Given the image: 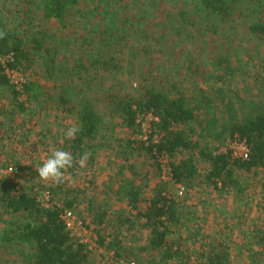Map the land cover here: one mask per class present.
Returning a JSON list of instances; mask_svg holds the SVG:
<instances>
[{"label": "rangeland", "instance_id": "374dc122", "mask_svg": "<svg viewBox=\"0 0 264 264\" xmlns=\"http://www.w3.org/2000/svg\"><path fill=\"white\" fill-rule=\"evenodd\" d=\"M137 3L140 9L145 8V11L133 9L134 18L130 22L137 21L138 24V20L135 21L137 15L145 16L147 12L148 20H145L141 27L147 29L148 37L142 41L146 43L143 48L139 44L132 51L133 65L128 64L126 60L125 63L129 66L125 65L122 71L112 70L104 73L101 68L90 70L89 64H86L89 70L86 66L84 69L78 67L79 62L84 59L82 49L86 46L92 47L93 44L98 46L97 38L92 40L89 35L87 40L84 33L85 27L88 26L89 31L92 29L89 21L80 22L79 16L75 20L67 19L65 21L71 25L62 31H58L53 23L48 25V29L58 33L55 41L59 42L60 53L55 56V66L49 67L47 61L54 51H46L45 56L35 51L36 63L32 68L23 71L18 77H11L14 84L25 81L39 82L42 85V103L28 101L27 110L21 111L16 107V102L10 103L9 89L0 87L1 177L13 179L20 188L31 193L59 186L41 180L35 169L42 166L53 151L68 150L63 147V143L68 141L67 147H70L74 139H67L65 132L71 126H79V112L86 106L93 109L94 105V111H103L102 115L110 111L108 94L114 92L117 85L124 81L125 92H136L148 80L157 85L162 82L163 89L186 94L196 107L198 117V121L192 123L194 132H191L190 136L194 141L200 142V147L210 142L216 152L232 150L231 137L224 131H227L233 122L264 113V44L247 31L251 24L259 21L264 23V4L257 6L240 2L238 17L219 23L199 13L195 0H137ZM2 5L0 0V8ZM24 10L21 8L20 13H24ZM10 19L13 20L12 16ZM96 19L94 18L95 21ZM15 23L22 29L25 28L24 20L18 19ZM34 23H40L39 19H35ZM134 34L132 40H136L139 35ZM132 55L136 57L133 58ZM84 61L86 62V58ZM130 69H133L134 73L131 74ZM173 87L175 88L172 90ZM204 94L215 105L212 114L198 105H204V100L201 99ZM62 95L67 102L60 99ZM98 98L105 101L106 104H102L104 107L98 104ZM22 100L26 101L27 98ZM5 121L7 125L2 127L1 123ZM207 122L210 125L215 123V126L204 140L203 137L207 134L199 137V133L201 126H208ZM103 126L106 127H103V130L108 131L106 136L101 133L96 139V145L100 139L102 142L93 149L96 157L95 168L91 169V165L80 168L77 164L67 170L65 183L62 185H65L66 191H72V198H77L74 207L77 212L82 213L91 201L95 205L108 202L110 206L107 207V218L112 219L115 224L118 221L116 218L122 217L121 221H124V217H133L136 212L113 192L107 193L108 199L104 198L105 193L109 191L107 184L111 180L102 172L106 170L102 168L106 165L102 166L101 161L110 167L105 159L109 153L115 163L113 167H124V173L129 179L135 177L134 169L135 172H140L144 181L140 206L147 204L146 199L151 197L152 188L164 180L151 159L142 156L138 150L131 152L132 148L125 149L127 142L148 139L150 133H147V136L144 134L146 138H143L141 131L122 127L118 118L108 116H103ZM148 126L144 132H148ZM220 134H223V137L218 136ZM238 151L243 150L238 147ZM116 152L122 154L117 156ZM83 153L82 150L78 152L81 155ZM189 156L194 157L201 173L195 186L189 189L185 187L186 191L180 195L183 186L174 183L167 185L168 190L173 192L184 221L181 227L175 228L174 239L182 243L185 254L193 264H204L200 260L207 258L212 245L218 247L220 244L228 247L231 253L230 264H264V244L258 242V232H261L264 223V168L248 172L239 171L238 187L228 193L212 192L210 185L203 179L208 164L200 159L197 150L180 153L178 158ZM10 168L14 169L15 173L9 172L10 174L6 175L4 171ZM137 181L142 183L140 179ZM114 183L116 184L115 180ZM19 216L13 217L12 221H23L24 217ZM7 218V215L0 216V229L8 226L5 223ZM109 226L108 242L113 241L116 235L122 234V246L127 250H134L130 253L136 256H129L130 263H159V253L140 250L145 245V240L139 228L128 232L125 231L127 225L119 231L114 226L111 227V224ZM90 231L87 230L83 236L96 245L95 237ZM194 232L197 234L196 242H192ZM19 256L20 252L16 246L2 243L0 237V264H23L24 260H20ZM111 262L112 259L102 246H98V251L89 256V264Z\"/></svg>", "mask_w": 264, "mask_h": 264}, {"label": "trees", "instance_id": "16d2710c", "mask_svg": "<svg viewBox=\"0 0 264 264\" xmlns=\"http://www.w3.org/2000/svg\"><path fill=\"white\" fill-rule=\"evenodd\" d=\"M2 2L0 30L5 31L7 37L0 40V57L8 59L6 66L9 70H16L21 74L36 63L35 51L41 56L47 55L46 51L48 50L49 52L54 51L53 56L49 57L47 61L49 67L55 66L53 64L56 62L55 56L60 53V49L58 48V40L55 41L58 33L48 29V25L52 23L55 24L54 26L58 31H62L63 28L71 25L66 22L67 19L75 20L79 16L80 22L89 21L92 29L89 31L87 26L84 33L87 40L89 35L92 40L97 38L98 46L93 44L92 47L86 46L82 49L86 62L83 59L79 62L78 67L84 69L86 64H89L90 70L101 68L104 73L112 70L122 71L126 66H129L126 65V60L128 64L133 65V61H131L132 51L139 44L143 48L146 43L142 41L144 38L146 39V36L148 37L147 29L141 27V24L148 20L147 12L145 16L137 15L135 21L138 20V24L137 21L130 22L134 18L133 9L141 10L137 0H2ZM240 2L257 6L264 4V0H195L199 13L207 19L219 23L238 17V9L241 8ZM21 8L25 9L24 13H20ZM141 11H145V8H142ZM10 16L13 20L10 19ZM14 16L17 18L15 19ZM94 18H97V21ZM18 19L26 22L25 28L22 29L20 25L15 23ZM35 19L37 21L39 19L40 23H34ZM247 31L264 44V23L259 21L251 24L247 27ZM134 33H139L136 40H132ZM153 61L155 62L154 59ZM86 69L89 70L87 66ZM129 72L132 74L134 70L130 69ZM124 83L125 81L117 85L115 91L108 94V108L110 107L111 110L107 113L102 115L103 111L101 113L95 112L94 105L93 109L86 106L79 112L78 127L81 130L77 133L70 147H67L68 141L63 143V147L65 146L75 158H80L79 151L93 152V149L101 144V139L97 145L95 142L100 135L106 136L105 133L108 131V129L103 130L105 127L103 126V116L118 118L122 127L136 129L142 134L143 129L137 123V119L141 114L152 112L158 120L152 121L148 139L131 140V143L127 142L125 149L132 148L131 152L138 150L142 156L154 162L159 172H161V162L166 160L171 169L174 184L183 186L184 191H186L185 187L189 189L195 186L194 184L201 176L193 156L178 158L180 153L185 151L197 150L200 159L208 164L203 179L210 185L212 192L225 191L228 193L238 187L239 171L248 172L256 168H264V113L246 117L242 121H235L227 131H224L229 133L230 140L240 139L246 142L249 148V156L243 159L236 157L231 149L216 152L212 149L210 142H206L200 147V142L193 140L190 135L191 132H194L193 127H191L192 123L198 121L196 107L183 92L175 91L174 93L163 89L162 82L157 85L154 81L149 82L148 80L136 92H125ZM0 87L9 89L11 92L10 103L16 102V107H19L21 111L27 110L28 101L42 103L44 100L42 99V85L39 82L25 81L21 90L17 89L16 85L11 82L5 65L1 63ZM21 97H25L27 100L24 101ZM60 99L64 101L65 96L62 95ZM201 99L204 100V105L201 103L198 105L201 108L203 106L207 113L212 114L215 105L209 101V97L205 94ZM65 101L67 102V100ZM104 102L98 98V104H106ZM102 106L104 107V105ZM6 125V121L1 123L2 127ZM204 126L200 128L199 137L207 134L203 137L206 140L215 123L212 125L209 123L207 127ZM223 134L218 136L223 137ZM121 147L119 146V148ZM110 154L105 159L113 166L115 163L110 158ZM116 154L120 156L122 153L116 152ZM95 163L96 157L95 152H93L90 154L87 166L91 165V169L95 168ZM105 164L104 161H101L102 166ZM135 170L133 172L136 178L132 179L125 175L124 167H117L114 174H109L116 182L115 190L110 191L118 195L136 212L133 217H124V221H121L122 217L116 218L118 221L115 224L112 219L107 218L109 216L107 207L110 205L105 200V204L102 202L99 205H95L91 201L82 213L77 212L74 209L77 198H72L70 189L65 190V185H62L65 180L57 187L51 186L44 189L45 191L31 193L20 188L13 179H0V216H8L5 219L8 226L0 229L2 243H7L12 247L16 246L20 252V260H24L23 264H89V256L98 251V246L106 249L112 259L110 264H131L130 260L128 261L129 256L136 255L130 253L134 250H127L125 246H122L123 241L120 238L122 234L116 235L113 241L108 242L110 224L118 231L123 230L122 227L127 225L125 231L128 232L134 228L140 229L145 240V245L140 250H152L160 254V260L157 264H193L188 255L185 254L182 243H178L179 240L174 239L175 228L181 227L180 225H183L184 221L173 192L168 190L169 182L154 186L151 197L146 199L147 204L143 205L144 207L140 206L144 181L140 172H135ZM137 179H140L142 183H137ZM46 191L49 200L42 201L41 192ZM107 193L108 191L104 198L108 199ZM60 194L61 196H59ZM67 210L73 211L82 225L88 231L91 230L96 243V245L93 241L90 243L93 245L92 248L89 247L90 244L81 241L67 228L66 221L62 217ZM18 215H20L19 217L23 216L24 220L12 221L13 217ZM260 231L258 232L260 234L258 242L264 244V223L263 229ZM193 236L192 242H196L198 240L196 232ZM212 246L207 253V258H204V261L200 260V262L202 261L204 264H230L231 253L228 247L225 244H220L218 247ZM27 249L30 251H26Z\"/></svg>", "mask_w": 264, "mask_h": 264}, {"label": "built area", "instance_id": "2783aa9c", "mask_svg": "<svg viewBox=\"0 0 264 264\" xmlns=\"http://www.w3.org/2000/svg\"><path fill=\"white\" fill-rule=\"evenodd\" d=\"M7 60L8 59H6V57H0V63L5 65L6 72H7L8 76H9V78L12 79L11 77L15 78V77L20 76L21 72H17L16 70H9L8 69V66H6ZM23 83L24 82H21V83L15 82V85H16L17 89L21 90V87H22ZM21 99H22V97H21ZM153 120H158V118H156L152 112L148 113V114L139 115V117L137 119V123L139 125H141V127L143 129V133H142L141 137L143 136V138H146L147 133H151V123H152ZM146 126H148L147 127L148 132H144ZM144 134H146V136ZM145 140H147V138ZM232 146H233L232 147L233 154L236 157H241L243 159L248 158V156H249V148H248V146H247L245 141H241L240 139L232 140ZM238 147H240V149H242L243 151L242 152L238 151ZM1 171H4V170H1ZM14 171H15L14 169L10 168V169H8V171L6 170L4 172L7 175V174H10V173L12 174ZM160 173H161V177L164 180V182L174 183V179L172 177L173 175L171 173V169H170L169 164H168V162L166 160H163L161 162V172ZM2 178L3 177L0 176V179H2ZM183 192H184V188L181 189L180 195ZM40 198H43L42 201H48L49 200L48 192H45L44 194H42V196ZM62 217L66 221L67 228L72 231L73 235L79 237L81 241H83V242H85L87 244H90L91 240L88 241L83 236V234H85L87 232L86 227L84 225H82V222L73 213V211H70V210L65 211V213L62 215ZM89 247L92 248L93 245L90 244ZM131 264H135V263L132 262Z\"/></svg>", "mask_w": 264, "mask_h": 264}, {"label": "clouds", "instance_id": "9594fccd", "mask_svg": "<svg viewBox=\"0 0 264 264\" xmlns=\"http://www.w3.org/2000/svg\"><path fill=\"white\" fill-rule=\"evenodd\" d=\"M6 37L7 33L0 30V40H4ZM80 130L76 126H71L66 130L65 136L69 140L75 139ZM89 158L90 153L88 152H84L77 160L71 152L57 149L43 162L42 166L35 170L41 180L60 185L64 182L65 173L68 169L73 168L77 164L80 168L86 167Z\"/></svg>", "mask_w": 264, "mask_h": 264}, {"label": "crops", "instance_id": "0c3cea01", "mask_svg": "<svg viewBox=\"0 0 264 264\" xmlns=\"http://www.w3.org/2000/svg\"><path fill=\"white\" fill-rule=\"evenodd\" d=\"M106 165V167H105V169L107 170L106 172H104V174H105V176L107 177V178H109L110 180H111V182L109 183V184H107V186L109 187V191L108 192H111L110 190H115V188H116V186H115V183H114V178H112L111 176H109V174L110 175H112V174H114V172H115V167H113L112 165L110 166V167H108V165L107 164H105ZM87 166V165H86ZM112 193V192H111Z\"/></svg>", "mask_w": 264, "mask_h": 264}]
</instances>
